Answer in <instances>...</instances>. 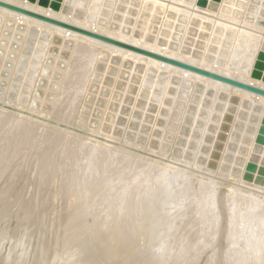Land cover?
Instances as JSON below:
<instances>
[{
	"label": "rangeland",
	"instance_id": "374dc122",
	"mask_svg": "<svg viewBox=\"0 0 264 264\" xmlns=\"http://www.w3.org/2000/svg\"><path fill=\"white\" fill-rule=\"evenodd\" d=\"M36 1L37 2H40V1L41 2H47L48 4L55 3L56 5H58L59 8H61V7L63 8L64 6H66L69 10L70 9L73 10V14L76 13L79 15H88V14L91 15L92 10L95 8V10L98 12L97 15H98L100 21L105 22V23L108 22V24H110L112 27L117 28V30H114V29H111V30L118 31L121 33H124L128 30H131V32L127 33V34L132 35V36H133L134 29L136 31H138L141 28L140 22H143V20L140 17L141 12L143 10V6L140 7L139 5H141V4L134 2V0H117L116 2H115V0H36ZM144 1L145 0H140V3L144 2ZM198 2H199V0H194L193 3H196V6H198L200 8L203 7V8L208 9V7H207L208 4L210 2H215V1L205 0V2H207V3H205L204 6H201L200 4H198ZM184 3L189 4L188 2H184ZM220 3H222V1ZM220 3H219V5H220ZM62 4H63V6H62ZM238 4L239 5L235 6L233 8V10L232 9L230 10L231 13L229 15H226V16L231 17V19L229 21H231L232 23H235V24H240L241 28H243L247 31H251V32H256L254 29H258V28L260 29V28L264 27V3H263L261 10L259 11V13L255 17H251V15H253V14H250L245 25H242L243 23H240V19H242V16L244 15V13H249L248 10L253 9L255 7V5L258 4V0H248V3H247V0H241V2H238ZM140 8H141V10H140ZM245 8H246V11L243 12L245 10ZM208 10L211 12H214V13L218 11V10L215 11V10H211V9H208ZM58 11H60L64 15H71V14L63 13L61 11V9H59ZM221 11H222V8L220 9V12H219L220 17H219V15H218V17L224 18L223 16L225 15L224 14L225 9L223 10V12H221ZM7 18H9V17H7ZM79 19H83V18H79ZM198 19L199 18H196V17L190 19L192 21H190V23L188 24L189 25L188 27L192 26L193 27L192 30L188 29V27H185V25L187 24L186 22H184L182 27L179 28L180 33H179V36H177V37L180 40V42L182 43V45H179L180 47L183 46V49L187 50V51L192 50L191 53H193L195 51L196 52H205L204 56H206L209 59L210 58L211 59L218 58L219 60L224 61V62H226V61L230 62L231 61V62H233V64L235 63V65H236L240 62L241 63L244 62V61H242L244 58V59H246V61H248L247 63H249V61L252 59V57L250 55V51H252V48L249 45H244V44L239 45L238 44L239 38L234 35L235 30H234V32H232V30H231L232 34H229L228 31H221V29L217 25H215L214 27L212 25H209V26L206 25V29H204V27L198 28L196 26V24L197 25L199 24L200 26H201V24H206L204 21H201ZM12 20H14V19H12ZM16 22H19V21H16ZM163 22L167 23L168 21L165 22V19H164ZM163 22L161 24V21H158L156 24H153L150 27L146 26V29L150 28V30H152L154 27V30H158L159 29L158 26H160V24H161L160 29L162 30L163 24H164ZM22 23H24V24H22ZM171 23L172 22H169V23H167V25L171 24ZM25 24L26 23L22 22V21H20L19 23H13L9 19H5L4 17H0V99L6 100V101L11 102V103H16L17 105H20V106H24V107L26 106V107H28V109H30L32 111L35 110L36 113L38 112V114H35V111H34V113L30 115L29 112L20 111L13 106L6 107L9 112L4 113L5 118H6V116L7 117H11V115L14 116L15 115L14 113L20 112L23 115L25 114V116H27V119L30 120L32 118L30 121H34L33 124L35 126L32 123H28V121L24 119L25 121H27V127H25L26 122L23 119H22V121L18 120V123H19L18 126L19 127L21 126V129H19V130H21V132L19 131V134L18 135L16 134V137H14L15 135L14 136H12V135H13V131L15 130L14 126H16L18 123L17 124L15 123V125H13V126L10 124L8 125L7 123L6 124L0 123V144L2 143L0 147H2V149H3V146H5L4 149H6L8 147V149H6L7 151L3 149L5 152H8L9 146L11 145L10 146L11 150L13 149L12 147H14V148L16 147V150H14V151L15 152L17 151L16 154H12V153H15V152H13V150L10 152L12 154V158H11L12 160L10 159V160H7L6 162H4L5 160L2 159L0 161V166H2V168L0 167L1 174L3 171H5L4 168L7 169V167H8V170H9L10 164L14 165V166L17 164L16 167L18 166V168L10 166L11 171L10 170L8 171V173H7L8 176L6 174V176L4 175L5 176L4 177L2 174V176H3V178H2L0 175V177H1L0 178L1 179L0 180V194L2 193L0 196V208L2 206H5L6 205L5 203L9 204V202H11V200L13 201L14 196L16 197L15 200L18 199L16 202L14 200V202L12 203L13 207L10 208L11 209L10 211L4 212V214L2 211H0L1 221L4 219V216H2V215H5L6 216L5 218L7 219V220L5 219L6 221L3 220V221H5L4 229L6 232V235H5L6 237L13 236L12 238L15 240V238L20 236V238H17L18 240H20V239H22V237L25 236L24 234L22 235V233H25L26 227H29L32 225L30 228L31 231L29 234V238L31 241V244H30L31 247L33 245H35V243H34L35 239L34 238L36 237V235H38L36 238L37 239L36 241H39V240L44 241L45 240V241L51 242L52 243L51 246L54 245L53 243L55 240L59 241V239H61L62 234H63L62 231H64V228H63L64 223H65L63 221V220H65L64 216L69 214L70 217H73L72 214L75 215L77 212L79 214V211H80V209H79L80 203L79 202L80 201L77 199L78 197H75L73 195V193H71V192H69L68 194L65 193V196H64V194H62L63 198L61 197V195L58 194L60 199H58V202H55L57 205L55 203H53V205L55 204V206H53L51 208V210L53 209L52 213L48 215L47 211H48V209H50L49 208L50 205H52L51 202L53 200L51 201V199H52V196L54 195V193L52 192L53 188L55 187L54 185L59 184L58 181L62 180L61 177H63L62 181L64 182V176H66V178H67V175H65V174L66 173L68 174V172H69L68 170H71L69 168L73 167L72 162H71V159H72L71 156L72 157L74 155L79 156V155H82L84 152L83 150L85 147L84 146L85 143L84 144L82 143L83 139H81V136H90V138H92L95 141L96 140L101 141V142L105 141L103 143H106L112 147H118L121 140L122 141L124 140V141L130 142V143L133 142L138 146H146L148 149L153 150V151L158 150V152L167 153L170 155V157H172V158L174 157L176 159L177 158L181 159L184 162L185 161L191 162V163H194L196 165L199 164L200 162H202L201 161L202 158H200V157H201V146H202L204 137L201 136V134H202L201 131H203L205 129L207 118L211 117L213 115L209 111L212 108H214L213 110H217V108H215V105H213V107H212V101H213L214 94L209 92V91H208L209 93L205 92V89L207 88L206 85L201 83L204 86V87H202L201 84H200V86L196 85L198 83V82H196L192 86L191 91H189L190 89H186V95H185L184 99L181 100L182 102H181V105L179 106V109H178V110H180V111H178L179 112L178 117L174 118V113H173V117H172L173 122H168L170 119V116L172 115V112L174 111L173 110L174 107H177L176 105L174 106V96L177 97V89H178L177 87L179 85V80L174 79V77H170V76H168L166 79H160V78H158L157 75H153L151 72L146 71L151 66H145V70H144L142 68L141 64H138V63L133 64V63H131V61L123 62L121 60V58H119L116 55L115 56H113V55L112 56H105L103 54L102 55L99 54L100 51L96 57L98 59H96V61L93 62L94 65L92 64V66L94 68L93 67L91 68V66H90L87 68L88 71L83 70L82 74H81V71L78 72L79 70L77 71V68L75 67L76 63L74 60L76 58L72 59L71 66L72 65L73 66H72L70 72L68 73L67 79L64 80V78H63L64 74L63 73L67 69L68 59L70 60V58H71V55H72L71 51L73 49V46L66 43L65 41H62L59 38L52 37L51 35H48V34H42L37 28H33V27L28 28ZM107 28L110 29L109 27H107ZM252 28H254V29H252ZM118 29L121 31H119ZM170 29H169V26L165 27L164 34H161L160 37H163V39L167 40V38L170 37L169 36L170 35ZM124 34H126V33H124ZM225 34H229L228 37H226ZM64 38H66V37H64ZM134 38H136V37H134ZM263 49L264 48H259L257 50V52H255V54H254L255 60H254L253 64L252 63L250 64V66L252 65V67L254 65V67H255L254 71L257 72V75H259L260 77H264V50ZM91 69H92V71L90 72ZM130 69H132L133 71ZM74 70L76 73L74 72ZM71 73H73V74H71ZM70 74L73 76L72 78H71ZM71 79H72V82H71ZM126 80H128V81H126ZM67 83H69V84H67ZM70 85L73 89L70 87ZM80 85L82 86V88ZM59 87L60 88L62 87L63 90L59 89ZM68 88H69V90H68ZM75 89H77V90H75ZM85 89H86V91H85ZM66 90H68V91H66ZM150 90H151V92H150ZM187 90L189 91L190 94L187 92ZM73 92H74V94H73ZM78 94H79V97H78ZM58 98L60 100L55 101V100H58ZM77 102H79L80 104ZM238 105L239 104L236 103V101L232 100L229 103H227V105L225 107L226 109L223 112L220 124L218 126V131L216 133L214 142L212 144V148L209 152V158L211 159V161L210 162L207 161L206 165L204 166L207 170H215L218 167V164L221 161L220 158L222 155V151H223L225 143L228 139V134L231 130V125L234 122L235 115L237 114L238 119H237L236 128H238V131H236L237 134L233 136L234 139L231 141V143L229 145V147L232 148V150H230V152L231 151L232 152L231 153L228 152V154H230V156L225 161L226 162L225 164L227 165V171H228V173H225V174L231 175L230 173L238 171L240 159L243 158V156L245 155L244 149L248 145V137L246 136V133L248 134V129H250V122H251L250 116H249V118H247L248 116L246 117V115H244L245 111H243L242 109H238L239 108ZM53 106L56 108L57 111L55 113L51 114L52 110L54 108ZM39 112H42V113H40V115H39ZM116 112H117V114H116ZM8 113H10L9 116H8ZM46 113L51 114V115H50V117L43 119L42 115L46 114ZM5 114H7V115H5ZM261 115H260L261 116V118H260L261 125H260V123L258 124L259 127L256 130L257 133H255V135H254V139H255L254 143L255 144L258 143V146L259 145L261 146L260 152H259V155H260L259 160L257 162L253 161L251 159L248 160V156H247L246 162L243 165L244 170L241 173L242 177L247 179V181H249V183L253 182L258 186H260L261 184H264V163L263 164L260 163L262 158H263V151H264V130H263L264 129V125H263L264 124V112L261 113ZM251 117H253V116H251ZM35 119H37V120L35 121ZM174 119L175 120L177 119L176 120L177 122L175 121L176 122L175 124H174ZM244 119H245V121H244ZM20 122H21V124H20ZM44 122H45V124H44ZM178 123H179V125H177ZM43 124L44 125H46V124L52 125L50 127H60L63 129L67 128L69 130L75 131L77 134H79L81 136H75V137L68 136L69 138H65V137L63 138L62 136H60V133L56 134V133H58L57 128L56 129L55 128H48L49 126L47 127V126H44ZM54 125H56V126H54ZM76 125L78 127H76ZM168 125L169 126L172 125L171 129H169ZM8 126H11V128H13V129L8 128ZM28 126H31V127H28ZM80 126H81V128H80ZM175 126H177V127H175ZM22 127H24V128H22ZM82 127L87 128L89 130H92V131H90V133L93 132L92 133L93 136L88 135L86 133L87 131L83 130ZM41 128H42V131H41ZM79 129H82V130H79ZM43 130H44V132H43ZM45 131H47V136L44 137L43 135L46 134ZM55 131H56V133H55ZM164 131H167L165 133V135H164ZM6 134H8L7 137H6ZM17 136H19V137L17 138ZM104 136H105V138H104ZM8 137L9 138L12 137L11 138L12 140L9 139ZM43 137L45 139H46V137H48V139H47L48 142L46 140L43 141L44 140ZM61 137L63 138V140ZM108 137H110V138H108ZM172 137H173V140H171ZM64 139H66L67 142H66V140L64 141ZM105 139H107V140H105ZM161 139L163 141L165 140V142H170V146H169V144H167V146L165 145V147L162 148L161 147ZM4 140H6V142ZM10 140L13 141L12 142L13 144L11 143ZM61 140H62V142H61ZM78 140H79L80 144L82 143L81 148H83V149L80 148V144H79ZM14 141H15V145H14ZM19 141H20V143H19ZM17 147L19 148L18 150H17ZM77 147L79 148V150H75V148L78 149ZM28 149H29V151H28ZM106 149H107V151H106ZM109 149H111V150H109ZM125 149L132 150L131 151L132 153L137 152L134 154H138V153L142 154L146 158L151 157V159L155 158L156 160L159 159V161L162 160L163 163H165V162L167 163L170 160H172V158H170V160H169V158H167L168 160H166V157H164V159H160V158H157L156 156H152L150 154L142 153L139 150L136 151L135 149H128V148H125ZM80 150H82V152H80ZM199 150H200V152H199ZM105 151L107 153L111 152L112 148L106 147ZM58 152H59V154H58ZM74 152H76L78 154H76ZM196 153H200V154H196ZM25 154H28L27 160L25 159L26 162L23 161L24 160L23 157L25 156ZM109 154L110 155L107 157L103 156L102 159L98 158L96 161V164L94 163L93 165H91L93 168V169L91 168V170L95 171V173L90 172L89 177L92 179V180L90 179V182L95 180L94 182H96L100 186V183H101L100 181H105L107 188L106 187L104 188L105 191L102 188L104 195H102L99 199H97L95 196H93L94 194H92L90 196L91 198L89 197V200L85 201V203L89 206V207H87L88 213H87L86 208H85L87 205L84 203L85 209H83V210H85L86 214L84 212H83V214H84L85 218H87V219L86 220L84 219L83 220L84 223L83 222L82 223L88 229L89 233H88V231H86L87 229L82 226V223H81V225L79 224L81 227L78 225L80 227L79 230L82 231V229H83V232L86 231L90 235L89 236L90 239L88 238L90 242L88 240H86V242H89V243L88 244L86 243V245H85L86 247L83 246L87 250L90 251L89 254L91 252L93 253V251L95 249L94 247H96L95 244H97V242H96V240H94L95 238H93V237H96L94 234H96V232L99 229H101V228L104 229L106 224L109 226L110 225L113 226L114 224L116 225V224H118L119 221L126 219V218H129V217H132L133 219H135V217H133L134 214H132V212L134 213L135 209L139 208L140 211H142V208H144L143 206H145V209H147L148 207L150 209L152 206L154 207V204H156L158 201V205L161 204V206L159 205V208H158V205H156V207H154L153 209L151 208L154 211H151V209H150V211L153 212V215H155L158 211L156 216L158 214L163 215V217L158 215V218L161 217L160 219H158V221L160 222V223L159 222L158 223H159V227H160V225L161 226L165 225V226L160 227V228H156V229H159V231L155 229L156 231H154V233H156V235L158 234V236H156L154 233H152L150 235L149 238L153 239L154 242H152V240H150V242H149L148 241L149 238L148 239L145 238L148 241L146 244L147 245L146 247H148L147 249H149L150 252L148 251L149 256L145 254L144 258H145V256H148V259H150V257H151L150 254L153 255V253L156 250L155 253L159 254V256L163 253H165V254L160 256V257L163 256L161 258V260L160 259H157V260L154 259L155 260V261H153L154 264H164V263L170 264L169 262H171V264H182L183 262H184L183 264H185V263L186 264H189V263L190 264H202L203 262H205L204 260H207V259L208 260L213 259V260H211L213 262L206 261L205 262L206 264H209L210 262H211V264H220V261H221V264L222 263L223 264H230V263L231 264H237V263L251 264L252 262L254 263V260H255V264H256L258 259H253L252 262L248 263V262H246V259H244V258H246L245 256H242V255L240 256V254H243V253L244 254L246 253L245 255H247V249L246 248L248 246L247 247L244 246L242 248L241 246H238V245L241 244L240 243L241 239H244V241L242 240V242H245L246 245H248L249 243L251 244L252 240L249 237H247V235L250 236L253 230H254L253 231L254 235L256 234V235L260 236V234L261 235L263 234L264 228H262L260 226L264 227V223H259L260 221L258 222L257 218L255 219V217L259 216V214L261 213L260 211H263L262 207L259 208L260 206H258V207L254 208V211H249V212L246 211V212H243V214L241 213L240 214L241 218L238 217L239 221H236L234 223V225L232 226L234 228L231 227V229L234 231L231 232V230H230V232H228L229 230H227V227L224 226L227 223V217H226L227 214L225 211L223 212L224 209L222 210V207H224L226 210L227 206H224L225 205V204H223L224 201H223V203L221 201L222 199H224L223 198L224 194H221L222 193L221 187H223V186H219L221 189L219 187H218L219 189H216L217 186L215 187V185H214V187L216 189L215 190L216 195H220V196L222 195L221 197L220 196L216 197L217 198L216 199L217 205H215V207L216 208L218 207L219 209L217 208V210H219V211L216 212L217 210H214L216 213V216H215V213H213L214 218L211 216L212 214L209 215V217H212L215 221L213 220L214 224L212 225L213 227H211L212 229L210 231H208V233H207V231H205L204 232L205 234L202 233V236H200V238H199L200 244L202 242V244L200 246L201 249H202V247H204V248L206 247L205 248L206 250H204V248H203L202 251H200L201 250L200 247L197 248V246H199V245H197L195 248L194 246H192L190 244L193 241V237L195 235H197V232L202 231L205 228V224L208 222V219L206 220V218H205L204 220H201L198 228H196L197 226L193 227L194 229L195 228L198 229V231L197 230L193 231V228L191 227L193 225L189 226L192 230L190 228L186 227L188 230L187 232L185 231L186 229L184 228L183 230L186 232V234H185V232H183V230H180V232L177 230L175 231V228L173 226L171 228H169L170 226L168 225L169 227L167 229L166 224L168 223V224L173 225L172 223H174V222L176 223V224L174 223L175 225L186 224L185 222H187L190 217L193 219L194 216H196V215L199 216L200 214H198V212L200 211V208H201V210H203L204 205L206 208V204L204 203L203 205L202 204L196 205L195 202L197 201L198 195L201 193L199 188H201V186L202 187L205 186L208 183L205 182L204 180L198 179L197 180L198 182L201 181V182H199V184H201V183H203V184L200 186H197L196 184L198 182H196V184H195V177H192V176L191 177H189V176L183 177V179L187 183H185L184 180L183 181L181 180L182 184L180 183L179 185L180 186L182 185V188L178 185L180 191L178 190V188H177V190L173 189L174 192L173 193L171 192V194L166 196L167 198L165 196L164 197L162 196L165 199H163L162 197H161L162 198L161 199L159 197L160 202H161V200H163L161 203H159V200H158L159 198H158V196H157L158 199L154 198L156 196H154L155 193H153V191L157 192V189H158V191H161L160 189H162L164 186L167 185V183L169 181H171V180H168L167 178L165 179L166 180L165 183L163 181L164 177H169V179H171L174 176L172 174H171L172 176H170L171 172L166 173L167 175L166 174L162 175L163 177L161 175H160L161 177H159L158 175L160 173H158V172H160V170L162 168L159 171L157 170L158 171V172L156 171L157 175H155V173H154L155 170L153 167L156 164H153L152 162L149 163L144 158H139L138 161H136L137 159L133 158L134 156H132V155H130L131 156L130 159H132V158L133 159L130 161V159L126 158L125 160L126 161L128 160L129 163L124 160L123 163L120 164L121 166L119 165L120 166V168H119V166H115L114 163H115L116 158L118 156L120 157V154L118 152H115V151H112V153H109ZM114 154L115 155L118 154V156H115ZM48 156H49V158H48ZM55 156H57L58 160L63 159V164L61 166H62V170L65 172V174L62 170H60V168H58V167H57V169L55 168L57 165L56 162H58V160L54 161ZM84 156L79 161L82 166H85L84 163H87L85 161V160H87V157L85 156L86 157V159H85ZM20 158H21V160L19 161ZM104 158H105V160H103ZM68 159L70 160L71 163L70 162L68 163ZM106 159L108 160V162L106 161ZM48 160L49 161L51 160V163L49 165L54 164V162H55V164L53 166L51 165V166H49V168H46V169L51 168V170L53 169V172L51 171L52 173H50L49 170H47V171H49V173L52 174V176L55 175V178L54 177L52 178V176L49 175L48 172H46L45 174L44 173L41 174V176L39 177L40 179L38 181L37 180L38 170L41 169L42 166H44ZM52 160L54 162H52ZM13 161H14V163H13ZM22 161L25 162V167H23V170L26 173L23 172V173H20L19 176H17L16 173H19L18 171H20L19 169L21 168V165L19 166V163L22 164L21 163ZM103 162H104V164H103ZM105 162H107L109 165H107V163L105 164ZM27 163H29V164L31 163L30 169H29V165L26 166ZM70 164L72 165V167H69V166H71ZM98 164L99 165L101 164V165L99 166ZM200 164H202V163H200ZM63 165H65V168L67 169V171H65L66 169L64 168ZM104 165H105V167H103ZM107 167H108V169L106 170ZM114 167H115L116 173L114 171ZM116 167H118V168H116ZM82 168H84V167H82ZM94 168H95V170H94ZM99 168L101 169V171H104V172L106 171V173L103 172V175H102V172H100ZM183 168H185V167H183ZM16 169H18V171H16ZM32 169H33V171H32ZM134 169H135V171H134ZM149 169L152 170V174H150L151 170H149ZM12 170H14V171H12ZM23 170H21V172ZM56 170L60 171V172L57 171L59 174V175H57L58 177L56 176V174H57ZM139 170H140V172H139ZM142 170H144L145 172ZM9 172H10V175H9ZM14 172H15V174L13 175ZM137 172H139V174H138L139 176H137L135 178L134 182H132L133 185L129 186L130 187L129 188L128 187V184L130 183L129 180L132 179L131 174L133 176V174H135ZM193 172H196V171H193ZM28 173H29V176H28ZM53 173H54V175H53ZM97 173H99V174L101 173V176L99 177V175ZM147 173L149 175H147ZM197 173L200 174V172H197ZM25 174H27V175L25 176ZM62 174H64V175H62ZM91 174H95V175L94 176L92 175L93 176L92 177ZM104 174H105V177L107 176V178H104V177L102 178V176H104ZM114 174H115V178L112 177V176H114ZM117 174L119 175V177ZM11 175L14 177H20V179L19 180H16V178L13 179L14 177L11 178ZM20 175L22 176V179H21ZM150 175L153 176V179L150 183L151 185L146 184V181L144 182V180H149L151 178V177H149ZM9 176H10V178H9ZM109 176H111V177H109ZM156 177H157V179H156ZM112 178H113V180H110ZM160 178H161V180L163 178V180L161 181ZM190 178H192V179H190ZM7 179H9V180L11 179L12 181L13 180L14 181L12 182L10 180L12 182L11 183ZM52 180L56 181L57 184H56V182L54 183V181H52ZM167 180H168V182H167ZM216 180H220V179H216ZM33 181H34V183H33ZM50 182H52V183H50ZM90 182H89V185H91L93 188L95 187L94 189H96V190H94V191L97 193L98 192L97 190H98V188L100 189V187L95 186L96 183L91 182L92 184H90ZM159 182H160V184H159ZM189 182H191V183H189ZM222 182L226 183L227 181H222ZM60 183H62V182H60ZM111 183H112V185H110ZM162 183H163V185H162ZM184 183H185V185L189 184L188 185L189 187L185 186ZM93 184H95V185H93ZM152 184H154V185H152ZM47 185H49V186H47ZM183 185L185 186L186 189L183 188L184 187ZM52 186H54V187L51 188ZM144 186H145V188H144ZM147 186H148V188H147ZM195 186H196V188H195ZM9 187H10V189H9ZM190 187H191V189H190ZM43 189H45V190H43ZM182 189L183 190L185 189L187 191V193L185 192V190L183 192ZM223 189H224V187H223ZM134 190H135V192H134ZM144 190H146V191H144ZM191 190H193V191H191ZM218 190H220V193H218L219 192ZM45 191H47V192H45ZM48 191H49V193H48ZM137 191H139L138 193L140 196L142 193H143L142 196L146 195L143 197V200H142L143 202L139 201L141 197L138 195ZM147 191H148V193H147ZM149 191H150V193H153V195L151 194L152 196L149 194ZM110 192H112L113 194H111ZM144 192L147 194H145ZM197 192H198V194L196 195ZM92 193H94V192L92 191ZM159 193L157 192L156 194L159 195ZM184 193H185V195H184ZM66 194H67V197H66ZM186 194H188V196H186ZM3 195H5V196H3ZM50 195H51V197H50ZM122 195H123V198H122ZM173 195L174 196L177 195L175 197L176 199L174 198ZM179 195H182V196H179ZM136 196H137V198H139V197L140 198L137 199ZM147 196H149V197H147ZM193 196H195V197H193ZM106 197H107V199H106ZM116 197H117V200H115ZM124 197H125V200H124ZM128 197H129V200H128ZM145 197H146V199H145ZM152 197L154 199H152ZM180 197L181 198L183 197V198L180 199ZM186 197H187V199H186ZM9 198H11V199H9ZM42 198H44V200ZM54 198H56V197H54ZM71 198H72V201H71ZM118 198H120V199H118ZM148 198L151 199V201H153V204L151 201H147ZM171 198H172V202H170ZM61 199H63V200H61ZM155 199H156V203H155ZM166 199L167 200L169 199L166 202H169V204L168 203L167 204L172 211L168 207L166 209H163L162 205L164 204V200H166ZM174 199L176 200V203L174 202L175 201ZM179 199L181 202H179ZM231 199H230V201H231ZM233 199H234V201L236 200L235 197ZM233 199H232V202H234ZM94 200H95V203H94ZM136 200H138L137 202H139V203L141 202V205L138 204L136 202ZM144 200H146V201H144ZM217 200L218 201L220 200V201L217 202ZM72 202H74V203H72ZM114 202H115V204H114ZM150 202H151L152 206H150V204H149ZM166 202H165V205H166ZM182 202H184V203H182ZM220 202L222 205L218 204ZM49 203H51V204H49ZM121 203H124V204H121ZM172 203L174 204V206L176 208H177V206H179L178 210L173 206ZM177 203H179V204H177ZM231 203L229 202V205H231ZM95 204H97V206ZM144 204H146V205H144ZM90 205H94L95 208L93 209L94 206H92V209H93L92 210ZM107 205H108V207H106ZM111 205H112V207H111ZM132 205L133 206L135 205V206L133 207ZM138 205H139V207H138ZM165 205H163V206H165ZM171 205H172V208H171ZM194 205H196V206H194ZM232 205H233V203H232ZM114 206H115V208H114ZM188 206L189 207L192 206L193 211L191 210V207L189 208ZM197 206H199V207L197 208ZM102 207L104 208V210ZM131 207L133 208V210ZM161 207H162V211L160 210ZM196 208L199 209L198 212H197ZM205 208L203 211H205ZM21 209H23L24 211L23 210L21 211ZM126 209H129V210L126 211ZM155 209H156V211H155ZM179 209H181V210H179ZM259 209H260V211H259ZM69 210H70V212H69ZM130 210H131V212H129ZM174 210H176L178 214ZM186 210L189 211V213H187ZM257 210L259 211L258 212L259 214H257V212H256ZM194 211H195V213H194ZM12 212L16 213L15 217L13 216V218H14L13 221L9 220L12 217V215H14V214H12ZM71 212H72V214H71ZM164 212L165 213L167 212V214H169V213L170 214L165 216ZM185 212H186V214H185ZM6 213H8V214L6 215ZM245 213H247V214H245ZM248 213H250V214L248 215ZM115 214H117L118 217L115 216ZM193 214H194V216H193ZM253 214L255 215V217H253L254 216ZM9 215H10V218H9ZM220 216H221V218H219ZM223 216H225V217H223ZM29 217H30V219H28ZM120 217H121V219H119ZM251 217H253L257 223V225H255L256 228L253 229L252 231L249 230V228H248V226L250 224L249 223L250 220L248 219L246 221V218H251ZM113 218H115V219H113ZM61 219L63 222L61 221ZM90 220H91V222H90ZM184 220H186V221H184ZM221 220H223V221H221ZM103 221H104L105 225L103 224ZM176 221L177 222L179 221V222L177 223ZM205 221H206V223H205ZM242 221H244L246 224H248V226L246 224H244V222H242ZM110 222H111V224H110ZM134 222H135V220H134ZM221 222H223V224ZM2 223H4V222H2ZM61 223H63V224H61ZM163 223H165V224H163ZM92 224H94V225H92ZM131 224L133 225V223H131ZM195 224L197 225V223H195ZM220 224H222V225H220ZM261 224H263V225H261ZM90 225H92V227ZM107 225H106V227H109ZM156 226L158 227V225H156ZM223 226H224V232L226 231L225 233L223 232ZM258 226H259V228H257ZM24 227H25V229H24ZM89 227L93 228L95 230L90 229ZM214 227L216 230H214ZM225 227H226V229H225ZM78 228H77V230H78ZM162 228H164V229H162ZM201 228H203V229L200 230ZM239 228H241V231L243 233L239 230ZM40 229H43L42 233H39ZM169 229H170V231H168ZM258 229H260V230H258ZM21 230H22V232H21ZM172 230H174V231H172ZM236 230L237 231L239 230L240 234H239V231L237 232ZM11 231H12V233H14V235L11 233L12 235L10 236ZM33 231H34V233H33ZM75 231L73 230L72 231L73 233L71 232V234H74ZM167 231H168V233H167ZM189 231H191V232H189ZM220 231H222L221 234H220ZM245 231H247L248 233ZM249 231L251 232L250 234H249ZM169 232H173V233L177 232L175 234L177 236L173 235V233L170 234ZM178 232L180 235H178ZM192 232H194V233H192ZM210 232H214V233H210ZM216 232L219 234H215ZM258 232H260V233L258 234ZM161 233H163V235H165L166 237L165 236H164L165 238L159 237V235H161ZM190 233H192L194 236L191 235ZM198 233H200V232H198ZM206 233L208 235H206ZM228 233H230V234H228ZM55 234H56V236H55ZM91 234H92V236H91ZM183 234H184V237L182 236ZM187 234L188 235L190 234L191 239ZM209 234H211V235H209ZM222 234H224V235H222ZM225 234H227L228 236ZM232 234H234V235L238 234V241L240 240V242L235 243V241H233V245H232L233 249L231 250L230 254H233V252H235L236 255L234 253V255H230V257L228 256V258L226 259L225 256L222 257L224 255V254H222V253H224V251L222 252V250L225 249L224 245L228 244L225 241L228 240V242L231 243L232 240L234 239L233 238L234 236ZM21 235H22V237H21ZM220 235L223 236L224 239ZM72 236H71V238L69 237V240L70 239L75 240V238H72ZM180 236L182 237V239L180 238ZM186 236L188 238H186ZM225 236H227V238H225ZM239 236L240 237L242 236V237L239 238ZM177 237H179V238H177ZM211 237H213V238L211 239ZM218 237H220V239H218ZM229 237H231L232 239ZM162 238H164V239H162ZM174 238L181 239L182 240L181 243L184 242L183 243L184 245H182L181 243L179 244V247H181V248H178V249H179L181 255L177 251L176 254H179V255L175 254V257L174 256L172 257L173 260L171 259V257L169 260L168 256H172V255H168V253L174 255L173 251L175 250L176 245L178 246V244L175 243L176 239H174ZM17 239H16V241H18ZM91 239H92V241H91ZM156 239H157V242H155ZM248 239H249V241H248ZM65 240H67V238H65ZM69 240H67V243ZM146 240H145V242H146ZM56 241H55V244L57 243L56 245H58L59 242H56ZM217 241H218V243H219V241H221V242L223 241V242L218 244ZM246 241L248 242V244ZM72 242H74V241H72ZM72 242H70L69 244H71ZM153 243L154 244L157 243V245H154ZM188 243H190V244H188ZM93 244H94V246H93ZM143 244H144V241L140 242L139 247L145 246ZM220 244H222V246ZM56 245L53 246L54 251L55 250L58 251V248L56 247ZM148 245H150V246H148ZM187 245H188V247H187ZM91 246H93V247H91ZM153 246H155V247H153ZM157 246L158 247L160 246L159 247L160 250L158 248H156ZM209 246H211V247H209ZM215 246H218L219 248H217V247L215 248ZM234 246L241 247L240 248L241 253H239V248L234 247ZM152 247L155 248L154 251L152 250ZM161 247H162V249H161ZM186 247L188 249H186ZM190 247H192V248H190ZM221 247H223V248H221ZM59 248H61V245ZM163 248L165 250L161 251V250H163ZM193 248L195 249V251L197 253H198V249H200L198 254H200V252H203V250H204V252L201 253L200 255H198L196 252L194 253ZM234 248L235 249L237 248L238 250H234ZM244 248H245V250H243ZM150 249L153 252H151ZM180 249H182V250H180ZM211 249H212V251H211ZM216 249H217V252H216ZM219 249L221 250L220 251L221 254L219 253L220 255L218 254ZM190 250H193V252ZM213 250H215V251H213ZM53 252L49 251L48 253L51 255V254H53ZM186 252L187 253L191 252L194 254H192V255L187 254V256H186L185 255ZM215 252H216V255H215ZM237 253L239 254V256ZM166 254H167V257L164 256ZM50 255H48V256H50ZM183 255L185 256L186 260H185V258H182ZM212 255L215 256L214 257L215 260H214V258H211ZM178 256H180L181 259H184L186 262L184 260H181L182 263H181V261L178 262V259H175L176 257L178 258ZM189 256L192 258V260ZM231 256H232V258H231ZM165 257L167 258V260ZM188 257H189V259H188ZM220 257H222L223 259L225 258V259L223 260ZM238 257H239V259H238ZM242 257H244V258H242ZM260 257L262 259L263 256H260ZM241 258H242V260H245V261L240 260ZM146 259H147V257H146ZM162 259H164V261L165 260L166 261L164 262ZM193 259H194V261H193ZM195 259H196V262H195ZM228 259H229V261H228ZM233 260H234V262H232ZM263 260H264V257H263ZM263 260L261 262H263V264H264ZM224 261H225V263H224ZM207 262H209V263H207ZM205 263H203V264H205ZM137 264H139V263H137Z\"/></svg>",
	"mask_w": 264,
	"mask_h": 264
},
{
	"label": "bare ground",
	"instance_id": "6f19581e",
	"mask_svg": "<svg viewBox=\"0 0 264 264\" xmlns=\"http://www.w3.org/2000/svg\"><path fill=\"white\" fill-rule=\"evenodd\" d=\"M1 1H3V2H6V3H8V4H12V5H15V6H19V7H21V8H24V9H26V10H30V11H32V12H35V13H38V14H42V15H44V16H48V17H50V18H53V19H56V20H59V21H62V22H65V23H68V24H72V25H74V26H77V27H79V28H82V29H85V30H89V31H91V32H95V33H97V34H101V35H104V36H107V37H109V38H113V39H115V40H118V41H121V42H124V43H127V44H130V45H133V46H136V47H139V48H142V49H145V50H148V51H150V52H154V53H156V54H160V55H163V56H166V57H168V58H172V59H174V60H178V61H181V62H184V63H187V64H190V65H193V66H196V67H198V68H202V69H205V70H208V71H210V72H214V73H216V74H220V75H222V76H226V77H228V78H232V79H234V80H238V81H240V82H244V83H246V84H250V85H253V86H256V87H259V88H262V89H264V77H260L259 75H257V72H255L254 70V65H253V67H252V65L250 66V64L252 63L253 64V62H254V60H255V56H254V54H255V52H257V50L259 49V48H264V27H262V28H258V29H254V28H252V29H254L256 32H251V31H247V30H245V29H243V28H241L240 26V24H235V23H232L231 21H229L230 19H231V17L230 16H226V15H229L230 13H231V9L233 10V8L235 7V6H237V5H239L238 4V2H241V0H213V1H215V2H210L209 4H208V9H211V10H215V11H217V12H211V11H209L207 8H203V7H198V6H196V3H193L194 2V0H183L184 2H188L189 4H186V3H184L182 0H145L144 2H142V3H140V0H134V2H136V3H138V4H141V5H139L140 7L141 6H143V10H142V12H141V15H140V17H141V19L143 20V22H140L141 24H140V26H141V28L138 30V31H136L135 29H134V31H133V36L134 37H136V38H134L132 35H128L127 33H130L131 32V30H128V31H126V32H124V33H126V34H124V33H121V32H118V31H113V30H111V29H114V30H117V28H114V27H112L110 24H108V22H102V21H100L99 20V17H98V12L95 10V8L92 10V14L91 15H79V14H76V13H74L73 14V10H69L66 6H64L63 8L61 7V8H56L55 6H52L51 4L52 3H50L49 5H47V6H43V5H40L36 0H1ZM117 0H115V2H116ZM222 1V3H220ZM64 2V1H63ZM207 3V2H206ZM219 3H220V5H219ZM247 3H248V0H247ZM263 3H264V0H258V4L257 5H255V7L253 8V9H249L248 10V12L249 13H244V15L242 16V19H240V23H243L242 25H245L246 24V21L248 20V17L250 16V14H253V15H251V17H255L258 13H259V11L261 10V8H262V6H263ZM183 4V5H182ZM62 6H63V4H62ZM222 8V11L221 12H223V10L225 9V12H224V18H219L220 17V9ZM59 9H61V11L63 12V13H65V14H71V15H64V14H62L60 11H58ZM140 10H141V8H140ZM246 11V8H245V10L243 11V12H245ZM139 14V13H138ZM2 15V16H1ZM218 15H219V17H218ZM0 17H4L5 19H9L10 21H12L13 23H19L20 21H22V22H25L26 24V26L28 27V28H31V27H33V28H37L42 34H48V35H51L52 37H55V38H59V39H61L62 41H65L66 43H68V44H70L71 46H73V49H72V51H71V53H72V55H71V58H70V60L68 59V65H67V69L65 70V72L63 73L64 74V80L65 79H67V76H68V73L70 72V70H71V68H72V66H71V62H72V59H75L74 61H75V63H76V65H75V67L77 68V71L78 72H80L81 71V74H82V71L83 70H87V68L88 67H90L91 66V68L93 67L92 66V64H93V62H95L96 61V59H98V58H96L97 57V55H98V53H99V51H100V53L99 54H103V55H105V56H118L119 58H121V60L123 61V62H126V61H131V63H133V64H141V66H142V68L145 70V66H151V67H149L146 71H149V72H151L153 75H157L158 76V78H160V79H166L168 76H170V77H174V79H177V80H179V85H178V89H177V97L176 96H174V106L176 105L177 107H174V111L172 112V115L170 116V119H169V121L168 122H173V119H172V117H173V113H174V118H177L178 117V115H179V112L178 111H180V110H178L179 109V106L181 105V100L182 99H184V97H185V95H186V89H190L189 91H191V88H192V86L194 85V83H196V82H198L197 84H201V83H203L204 85H206L207 86V88L205 89V92H211V93H213L214 94V97H213V101H212V107H213V105H215V108H217V110H213L214 108H212L209 112L210 113H212L213 115L211 116V117H208L207 118V120H206V126H205V129L203 130V131H201L202 132V134H201V136L202 137H204L203 138V143H202V146H201V157L200 158H202V162H200V163H202V164H194V163H191V162H184V161H182L181 159H176V158H172V157H170V155L169 154H167V153H161V152H158V150L157 151H153V150H150V149H148L146 146H138V145H136L135 143H130V142H126V141H122L121 140V142L119 143V146L118 147H112V146H110V145H108V144H106V143H103V142H105V141H103V142H101V141H98V140H93L92 138H90V136H81V135H79V134H77L75 131H73V130H69V129H63V128H60V127H50V126H52V125H44L45 124V122H44V126H49L48 128H57V131H58V133H56V131H55V133L56 134H59L60 133V136H62L63 138L65 137V138H69L68 136H72V137H75V136H81V139H83L82 140V143L84 144V152H83V156L85 155L86 157H87V160H85L87 163H84L85 164V166H82L81 165V163L79 162L80 160H81V158L83 157L82 155H79V156H77V155H74L73 157L71 156V162H72V165H73V167H72V165L71 166H69V167H72V168H69V169H71V170H68L69 172H68V174L66 173L65 174V172L62 170V164H63V159H60V160H58V158H57V156H55V160L54 161H56V160H58V162H56L57 163V165H56V169H57V167L58 168H60V170H62L63 172H64V174L65 175H67V178H66V176H64V182L62 181L63 180V177H61L62 178V180H60V181H58L59 182V184L58 185H54V186H52L51 188H53V190H52V192L54 193V197H58L57 199L56 198H54L53 196H52V199H51V203H52V205H50V209H48V211H47V214L49 215V214H51L52 213V211H53V209L51 210V208L53 207V206H55V202H58V199H60L59 198V195H61V197L63 198V196H62V194H64V196H65V193H69V192H71V193H73V195L75 196V197H78L77 199L80 201L79 203H80V211H79V214H78V212L74 215V214H72V212H71V214L73 215V217H70L69 216V214H67V215H65L64 216V218H65V220H63L65 223H64V231H62L63 232V234H62V237H61V239H59V241H56V242H59V246L58 245H56L55 244V241H54V245H56V247L58 248V251H54V245L53 246H51L52 245V243L51 242H48V241H43V240H39V241H36L37 239V236L38 235H36V237L34 238L35 239V241H34V243H35V245H33L32 247L30 246V244H31V241H30V238H29V234H30V228H31V226H29V227H26V229H25V227H24V229H25V233H22V235L24 234L25 236L24 237H22V235H21V237H22V239H20V240H18L17 238H20V236L19 237H17V238H15V240L12 238L13 236H11L12 234L14 235V233H12V231L10 232V236L11 237H6L5 235H6V232H5V229H4V226H5V221L7 220L5 217V215H2V216H4V219L3 220H5V221H1V218H0V264H137V263H139V264H154V262L153 261H155V260H157V259H160L161 260V258L163 257H160L161 255H163V254H165V253H163V254H161L160 256H159V254H156L155 252H156V250H155V248H153V247H155V246H153L152 247V250L154 251L155 250V252L153 253V255L152 254H150L151 255V257H150V259H148V256H149V253H148V251H149V249H147L148 247H146L147 245V242L149 241L150 242V240H152V242H154V240L153 239H151V238H149L150 237V235L152 234V233H154V231H156V230H158L159 231V229H156V228H160V227H163V226H165V225H163V226H161L160 225V227H159V221H158V219H160V218H158V215L156 216V214L158 213V211H157V213L155 214V215H153V212H151V211H154V210H152L154 207H156V205H158V201H157V203H156V199H155V203L156 204H154V207L152 206V204H153V201H151V199H149L148 198V200L147 201H151L152 202V204H151V202L149 203L150 204V206H152L150 209H151V211H150V209H149V205L146 207L147 209H145V206H143L144 208H142V211H140V209L138 208V209H135L134 210V213L132 212V214H134V216L133 217H135V219H133L132 217H129V218H126V219H123V220H121V221H119L118 222V224H114L113 226H109V225H107V226H109V227H106V225H105V223H104V221H103V224L105 225V228L103 229V228H101V229H99L97 232H96V234H94L96 237H93V238H95L94 240H96V242H97V244H95V246L96 247H94L95 249H94V251H93V253L91 252L90 254H89V250H87L85 247V245H86V243L88 244L90 241H89V231H88V229L85 227V225L83 224L84 222H83V220L85 219H87V218H85V216H84V214H83V212L85 213V210H83V209H85L86 208V211H87V213H88V210H87V207H89L86 203H85V201H87V200H89V197L92 195V194H94L93 196H95L97 199H99L102 195H104V193H103V189L106 187V183H105V181H100L101 183H100V186L96 183V182H94V181H91V182H93V183H96V185L95 184H93V185H95V186H99L100 187V189L98 188V192L96 193L94 190H96V189H94L91 185H89V182H90V177H89V174H90V172L92 173V172H94L95 173V171H92L91 170V168H92V166L91 165H93L94 163L96 164V161H97V159L98 158H103V156H109L110 154L109 153H112V151H115V152H118L119 154H120V157L118 156V154L117 155H115V156H118L117 158H116V160H115V166H119L121 163H123V161L126 159V158H128V159H130L131 158V156L130 155H132V156H134L133 158H136L137 160L136 161H138V159L139 158H144V159H146L149 163L150 162H152L153 164H156L153 168H154V170H155V175H157L156 174V171L158 170H160L161 168V170H160V172H158V173H160L158 176L159 177H161L162 175H164V174H166V173H168V172H171L170 173V176H172V175H174L171 179H169V177H164V180H163V178H162V180L164 181V183L166 182V178L168 179V180H171V181H169L168 182V180H167V185L166 186H162L163 188L162 189H160L161 191H158V189H157V192L159 193V195L158 194H156L157 192H154L153 191V193H155L154 194V196H156V197H154V198H157V196H158V198L160 197H166V196H168L169 194H171V192L173 193L174 192V190H177V188H178V190H179V187H178V185L181 183V180L183 181L184 179H183V177H186V176H189V177H195V184H196V182H198L197 180L199 179V180H204L205 182H207L208 184H206L205 186H201V188H199V190L201 191V193L198 195V197H197V201L195 202L196 203V205H200V204H206V208H205V205H204V207H203V210H204V208H205V211H203V210H201V208H200V211H199V209H197L199 206H197V212H198V214H200L199 216H194V214H193V216H194V218L192 219L191 217L189 218V220L187 221V222H185L186 224H177V225H175L174 223H172L173 225H171V224H166L167 226H166V228L168 229V227L169 228H171L172 226L175 228V231L177 230V231H179L180 232V230H183L184 228L186 229L185 231L187 232L188 230H187V228H190L189 226H191V225H193V226H191L192 228L193 227H195V226H197L196 228H198V226H199V224H200V221L201 220H204L205 218H206V220L208 219V222L206 223V221H205V228L203 229V228H201L200 230H202V231H198V229H194L193 228V231L194 230H197L198 232H200V233H198L197 232V235H193L192 233H194V232H192V233H190L191 235H193L194 237H193V241L191 242V244L190 243H188V244H190V245H192V246H194L195 248H196V246L197 245H199V246H197V248L198 247H200L201 246V244H202V242H201V244H200V240H199V238H200V236H202V233H204L205 231H207V233H208V231H210L212 228L211 227H213L212 225L214 224L213 222L215 221L213 218V213H215V211L214 210H217V208L215 207V205H217L216 204V197H219L220 195H216V193H215V190L216 189H219L220 187L219 186H223L224 187V189H223V187H221L220 189H221V191H222V193L221 194H224V196H223V198L224 199H222L221 201H222V203H223V201H224V203L223 204H225L224 206H227V208H226V210H225V208L224 207H222V210H223V212L225 211L226 212V217H227V223H226V225H224V226H226L227 227V230H229L228 232H230V230H231V232H233L234 230H232L231 229V227L234 225V223L236 222V221H239L238 220V217H240L241 218V213L243 214V212H249V211H254V208L255 207H258V206H260L259 208H261L262 207V209H263V211H260V209H259V211L261 212L260 214L258 213L259 211L257 210L256 212H257V214H259V216H256L255 217V215L253 216V217H255V219L257 218V221L259 222V223H264V184H261L260 186H258V185H256L255 183H249V181H247V179H245V178H243L242 177V175H241V173L243 172V170H244V163L246 162V157L248 156V160L249 159H251V160H253V161H258L259 160V152H260V145L258 146V143L257 144H255L254 143V135H255V133H257L256 132V130H257V128L259 127V123H260V118H261V113H263L264 112V97H262V96H260V95H257V94H254V93H251V92H248V91H245V90H242V89H239V88H236V87H233V86H230V85H228V84H225V83H222V82H218V81H216V80H213V79H210V78H207V77H204V76H201V75H199V74H195V73H192V72H189V71H187V70H184V69H181V68H178V67H176V66H173V65H170V64H167V63H164V62H161V61H157V60H155V59H152V58H150V57H147V56H144V55H141V54H137V53H135V52H132V51H129V50H125V49H122V48H119V47H116V46H113V45H111V44H108V43H105V42H102V41H100V40H97V39H94V38H91V37H89V36H85V35H82V34H79V33H76V32H73V31H70V30H67V29H64V28H62V27H59V26H55V25H52V24H49V23H46V22H43V21H40V20H37V19H35V18H32V17H28V16H25V15H23V14H20V13H17V12H14V11H11V10H8V9H5V8H2V7H0ZM7 17H9V18H7ZM76 17V18H75ZM194 17H196V18H199L198 20H201V21H204L206 24H201V26L198 24H196V26L199 28V27H204V29H206V25L207 26H209V25H212L213 27L215 26V25H217V26H219V28L221 29V31H228L229 32V34H232V32H234V30H235V36L236 37H238L239 39H238V44L239 45H241V44H244V45H249V46H251V48H252V51H250V55H251V57H252V59L249 61V63H247L248 61H246V59H244L243 58V60L242 61H244V62H240V63H238V64H236L235 65V63L233 64V62H228V61H226V62H224V61H221V60H219L218 58H214V59H209V58H207L206 56H204V53L205 52H193V53H191L192 52V50H184L183 49V46H179V45H182V43L180 42V40L178 39V37L177 36H179V33H180V30H179V28H181L182 27V25H183V23L184 22H186L187 24L185 25V27H188L189 25V23H190V21H192V20H190L191 18H194ZM14 19V20H12V19ZM79 18H83V19H79ZM164 19H165V22L166 21H168L167 23H169V22H172L171 24H168L167 25V23H164L163 21H164ZM2 20V19H1ZM16 21H19V22H16ZM158 21H161V24H162V22L164 23L163 24V29L161 30L160 28V26H161V24H160V26H158L159 27V29L158 30H154V27H153V29L152 30H150V28H148V29H146V26H151V25H153V24H156ZM22 24H24V23H22ZM167 26H169V29H170V37L169 38H167V40L166 39H163V37H160V35L161 34H164V31H165V27H167ZM107 27H109L110 29H108ZM2 28V27H1ZM135 28V27H134ZM45 29V30H44ZM187 29V28H186ZM188 29H190V30H192L193 29V27L192 26H190V27H188ZM119 30V29H118ZM231 30H232V32H231ZM119 31H121V30H119ZM123 32V31H122ZM231 32V33H230ZM58 33V34H57ZM185 34V33H184ZM229 34H225V36L226 37H228V35ZM63 36V37H62ZM64 37H66V38H64ZM72 38V39H71ZM142 38V39H141ZM74 40V41H73ZM69 45V46H70ZM22 46V45H21ZM102 49V50H101ZM264 50V49H263ZM109 51V52H108ZM205 51V50H204ZM20 52V51H19ZM124 58V59H123ZM242 59V58H241ZM74 63V64H75ZM257 63V62H256ZM255 63V64H256ZM94 65V64H93ZM75 68V69H76ZM94 68V67H93ZM74 69V68H73ZM130 70H132V69H130ZM88 71V70H87ZM92 71V69L90 70V72ZM133 71V70H132ZM74 72H75V70H74ZM130 72V71H129ZM76 73V72H75ZM71 74H73V73H71ZM70 74V75H71ZM91 75V74H90ZM75 76V75H74ZM81 76V75H80ZM144 76V75H143ZM73 76L71 75V78H72ZM84 77V76H83ZM75 79V78H74ZM70 80V79H69ZM86 80V79H85ZM84 80V81H85ZM181 80V81H180ZM126 81H128V80H126ZM165 81V80H164ZM61 82V81H60ZM67 82V81H66ZM71 82H72V79H71ZM75 82V81H74ZM87 82V81H86ZM127 83V82H126ZM166 83V82H165ZM67 84H69V83H67ZM71 84V83H70ZM87 84V83H86ZM75 85V84H74ZM202 85V84H201ZM66 86V85H65ZM81 86V85H80ZM88 86V85H87ZM9 87V86H8ZM63 87V86H62ZM62 87L60 88L59 87V89H62ZM70 87H71V85H70ZM74 87V86H73ZM84 87V86H83ZM86 87V86H85ZM202 87H204L203 85H202ZM72 88V87H71ZM80 88V87H79ZM81 88H82V86H81ZM73 89V88H72ZM151 89V88H150ZM63 90V89H62ZM68 90H69V88H68ZM68 90H66V91H68ZM75 90H77V89H75ZM65 91V90H64ZM63 91V92H64ZM85 91H86V89H85ZM153 91V90H152ZM162 91V90H161ZM189 91L187 90V92L189 93ZM75 92V91H74ZM74 92H73V94H74ZM77 92V91H76ZM80 92V91H79ZM150 92H151V90H150ZM208 92V93H209ZM62 93V92H61ZM69 93V92H68ZM78 93V92H77ZM81 93V92H80ZM79 93V94H80ZM84 93V92H83ZM79 94H78V97H79ZM124 94V93H123ZM176 94V93H175ZM190 94V93H189ZM162 95V94H161ZM67 96V95H66ZM70 96V95H69ZM81 96V95H80ZM163 96V95H162ZM168 96V95H167ZM170 96V95H169ZM71 97V96H70ZM83 98V97H82ZM187 98V97H186ZM185 98V99H186ZM72 99V98H71ZM79 99V98H78ZM147 99V98H146ZM60 99L58 98V100H55V101H59ZM236 101V103H238L239 105V108L238 109H242L243 111H245V113H244V115H246V117L247 118H249V116H250V119H251V122H250V129H248V134L246 133V136L248 137V145L246 146V148L244 149L245 150V155L243 156V158H241L240 159V163H239V168H238V171L237 172H233V173H230L231 175H228V174H225V173H228V171H227V165L225 164L226 162V160L228 159V157L230 156V154H228V152H230V150H232V148L231 147H229V145H230V143H231V141L234 139L233 138V136L234 135H236L237 134V132L236 131H238V128H236V125H237V119H238V116H237V114L235 115V119H234V122L232 123V125H231V130H230V132H229V134H228V139H227V141H226V143H225V146H224V149H223V151H222V155H221V158H220V162H219V164H218V167L215 169V170H207L204 166L206 165V162L207 161H211V159L209 158V152H210V150H211V148H212V144H213V142H214V139H215V136H216V133H217V131H218V126H219V124H220V121H221V118H222V115H223V112L225 111V107H226V105H227V103H229L230 101ZM69 101V100H68ZM72 101V100H71ZM70 101V102H71ZM72 103V102H71ZM77 103H79V102H77ZM74 104V103H73ZM80 104V103H79ZM62 105V104H61ZM72 105V104H71ZM8 106H13V107H15V108H17L18 110H20V111H25V112H29L30 113V115L31 114H33L34 113V111L35 110H30V109H28V107H24V106H20V105H17L16 103H11V102H8V101H6V100H2V99H0V123H7L8 125L10 124V125H15V123L17 124L18 123V120L20 121H22V119L24 120H27L28 121V123H34V121H30L29 119H27V116H25V114L23 115L22 113H18V112H16V113H14L15 115L13 116V115H11V117H7L6 116V118L4 117V113L5 112H9L8 110H7V108L6 107H8ZM80 106V105H79ZM119 106V105H118ZM54 107V106H53ZM73 107V106H72ZM80 108V107H79ZM146 108V107H145ZM173 108V107H172ZM10 110V109H9ZM27 110V111H26ZM144 110V109H143ZM12 111V110H11ZM57 110H56V108L54 107L53 108V110H52V113L51 114H53V113H55ZM239 111V110H238ZM105 112V111H104ZM183 112V111H182ZM11 113V112H10ZM10 113H8V116L10 115ZM40 113H42V112H39V115H40ZM71 113V112H70ZM35 114H38V112L36 113V111H35ZM51 114H43L42 115V118L44 119V118H48V117H50V115ZM116 114H117V112H116ZM5 115H7V114H5ZM164 115V114H163ZM177 115V116H176ZM261 115V116H260ZM13 116V117H12ZM36 116V115H35ZM251 116H253V117H251ZM29 117V116H28ZM166 117V116H165ZM104 119V118H103ZM180 119V118H179ZM24 120V121H25ZM37 119H35V121H36ZM177 120V119H176ZM175 119H174V124L177 122ZM14 121V122H13ZM17 121V122H16ZM27 121H25L26 123V126L25 127H27ZM102 121V120H101ZM176 121V122H175ZM179 121V120H178ZM244 121H245V119H244ZM13 122V123H12ZM39 122V121H38ZM262 122V121H261ZM61 123V122H60ZM20 124H21V122H20ZM24 124V125H25ZM248 124V123H247ZM19 125V123L16 125V126H14V129L16 130H14L13 131V135L12 136H14V137H16V134L18 135L19 134V131L21 132V130H19V129H21V126L19 127L18 126ZM34 125V124H33ZM40 125V124H39ZM42 125V124H41ZM177 125H179V123L177 124ZM260 125H261V123H260ZM264 125V124H263ZM35 126V125H34ZM54 126H56V125H54ZM169 126V125H168ZM167 126V127H168ZM171 126L172 125H170L169 126V129H171ZM16 127V128H15ZM28 127H31V126H28ZM33 127V126H32ZM42 127V126H41ZM46 127V128H47ZM76 127H78L77 125H76ZM175 127H177V126H175ZM263 127V126H262ZM8 128H11V126H8ZM22 128H24V127H22ZM44 128V127H43ZM80 128H81V126H80ZM207 128V129H206ZM11 129H13V128H11ZM82 129L83 130H86L87 132V134L88 135H91V136H93V132L92 133H90V131H92V130H89V129H87V128H83L82 127ZM82 129H79V130H82ZM167 129V128H166ZM23 130V129H22ZM25 130V129H24ZM29 130V129H28ZM46 130V129H45ZM77 130V129H76ZM206 130V131H205ZM264 130V129H263ZM33 131V130H32ZM41 131H42V128H41ZM52 131V130H51ZM169 131V130H168ZM15 132V133H14ZM43 132H44V130H43ZM46 132V134H44L43 136L45 137V136H47V131H45ZM84 132V131H83ZM137 132V131H136ZM167 131H164V135H165V133H166ZM177 132V131H176ZM200 132V133H201ZM51 133V132H50ZM52 134V133H51ZM96 134V133H95ZM111 134V133H110ZM175 134V133H174ZM7 135L8 134H6V137H7ZM261 135V134H260ZM259 135V136H260ZM20 136V135H19ZM19 136H17V138L19 137ZM97 136V135H96ZM106 136V135H105ZM105 136H104V138H105ZM262 136V135H261ZM21 137V136H20ZM43 137V141H47V139H48V137H46V139ZM52 137V136H51ZM58 137V136H57ZM61 137V138H62ZM138 137V136H137ZM150 137V136H149ZM175 137V136H174ZM9 138V137H8ZM12 137H10L9 139H11ZM53 138V137H52ZM63 138H62V140H63ZM77 138V137H76ZM108 138H110V137H108ZM7 139V138H6ZM16 139V138H15ZM21 139V138H20ZM72 139V138H71ZM80 139V138H79ZM12 140V139H11ZM10 140V141H11ZM14 140V139H13ZM19 140V139H18ZM17 140V141H18ZM62 140H61V142H62ZM66 139H64V141H65ZM105 140H107V139H105ZM131 140V139H130ZM171 140H173V137H172V139ZM202 140V139H201ZM5 142H6V140H4ZM70 141V140H69ZM77 141V140H76ZM112 141V140H111ZM2 142V141H1ZM13 141H11V143H12ZM48 142V141H47ZM58 142V141H57ZM66 142H67V140H66ZM78 142H79V140H78ZM113 142V141H112ZM116 142V141H115ZM9 143V142H8ZM10 143V144H11ZM19 143H20V141H19ZM77 143V142H76ZM82 143L80 144V142H79V144H80V148L82 147L81 145H82ZM201 143V142H200ZM253 143V144H252ZM2 144V143H1ZM1 144H0V146H1ZM13 144V143H12ZM18 144V143H17ZM71 144V143H70ZM91 144V145H90ZM167 144H169V146H170V142H165V140L163 141L162 139H161V147L162 148H164L165 147V145L167 146ZM4 145V144H3ZM9 145V144H8ZM14 145H15V141H14ZM34 145V144H33ZM65 145V144H64ZM112 145V144H111ZM11 146V145H10ZM10 146H9V151L8 152H5L4 150H6V149H8V147L6 148V149H4V147L5 146H3V149H2V147H0V161L2 160V159H4L5 161L4 162H6L7 160H10L11 158H12V154H16L17 153V151L15 152L14 150H16V147L14 148V147H12L13 149V152H15V153H10L12 150H11V148H10ZM13 146V145H12ZM17 146V145H16ZM19 146V145H18ZM60 146V145H59ZM73 146V145H72ZM106 147H111L112 148V151L111 152H106L107 151V149H106V151H105V148ZM253 147V148H252ZM263 147V146H262ZM34 148V147H33ZM78 148V147H77ZM125 148H128V149H135L136 151L137 150H139V151H141L142 153H146V154H150V155H152V156H156L157 158H160V159H164V157H166V160H168L167 158H169V160H170V158H172V160H170L169 162H165V163H163L162 162V160L161 161H159V159L158 160H156L155 158L154 159H151V157H149V158H146V157H144V155H142V154H134V153H137V152H131L132 150H127V149H125ZM19 148L17 147V150H18ZM81 149H83V148H81ZM35 150V149H34ZM75 150H79V148L78 149H76L75 148ZM109 150H111V149H109ZM7 151V150H6ZM28 151H29V149H28ZM31 151V150H30ZM56 151V150H55ZM160 151V150H159ZM20 152V151H19ZM78 152V151H77ZM80 152H82V150H80ZM199 152H200V150H199ZM232 152V151H231ZM230 152V153H231ZM74 153H76V152H74ZM89 153V154H88ZM20 154V153H19ZM18 154V155H19ZM51 154V153H50ZM55 154V153H54ZM58 154H59V152H58ZM72 154V153H71ZM76 154H78V153H76ZM80 154V153H79ZM196 154H200V153H196ZM249 154V155H248ZM53 155V154H52ZM122 155V156H121ZM54 156V155H53ZM52 156V157H53ZM84 156V158L86 159V157ZM112 156V155H111ZM173 156V155H172ZM22 157V156H21ZM27 157H28V154H25V156L23 157V161H25L26 162V160H27ZM51 157V158H52ZM79 157V158H78ZM48 158H49V156H48ZM50 158V159H51ZM61 158V157H60ZM132 158V159H133ZM26 159V160H25ZM115 159V158H114ZM132 159H130V161L132 160ZM195 159V158H194ZM12 160V159H11ZM21 160V158L19 159V161ZM103 160H105V158L103 159ZM21 162L22 164H20L19 163V166L21 165V168L19 169L20 171H18V169H16V171H18L19 173H16V175L17 176H19V174L20 173H26L24 170H23V167H25V162ZM44 161V160H43ZM53 160H52V162H54ZM84 161V162H85ZM106 161L108 162V160L106 159ZM126 161V160H125ZM188 161V160H187ZM70 162V160L68 159V163ZM70 162V163H71ZM99 162V161H98ZM97 162V163H98ZM107 162H105V164L107 163ZM126 162H128V160L126 161ZM135 162V161H134ZM12 163V162H11ZM13 163H14V161H13ZM12 163V164H13ZM42 163V162H41ZM51 163V160L49 161H47L46 163H45V165L44 166H42V168L41 169H39L38 170V174H37V180L39 181V177L41 176V174H45L46 172H48L49 173V171H50V173H52L53 172V169L51 170V168L50 169H46V168H49V166H53L54 164H55V162H54V164H51V165H49ZM100 163V162H99ZM102 163V162H101ZM129 163V162H128ZM132 163V162H131ZM146 163V162H145ZM144 163V164H145ZM151 163V164H152ZM261 164H263L264 163V151H263V158H262V160H261V162H260ZM5 164V163H4ZM16 164V163H15ZM31 164V163H30ZM30 164L29 163H27V165L26 166H28L29 165V169H30ZM44 164V163H43ZM103 164H104V162H103ZM134 164V163H133ZM138 164V163H137ZM147 164V163H146ZM7 165V164H6ZM17 165V164H16ZM16 165L14 166V165H11L10 164V166L11 167H16ZM24 165V166H23ZM99 165V164H98ZM97 165V166H98ZM101 165V164H100ZM99 165V166H100ZM107 165H109L108 163H107ZM136 165V164H135ZM134 165V166H135ZM149 165V164H148ZM10 166H9V170L11 171V169H10ZM64 166V168H65V165H63ZM114 166V165H113ZM121 166V165H120ZM120 166H119V168H120ZM185 167V168H183V167ZM1 168H2V166H0ZM82 167H84V168H82ZM95 167V166H94ZM103 167H105V165L103 166ZM129 167V166H128ZM160 167V168H159ZM16 168H18V166L16 167ZM54 168V167H53ZM63 168V169H64ZM98 168V167H97ZM102 168V167H101ZM116 168H118V167H116ZM134 168V167H133ZM136 168V167H135ZM28 169V170H29ZM66 169V168H65ZM93 169V168H92ZM100 169V168H99ZM103 169V168H102ZM108 169V167L106 168V170ZM113 169V168H112ZM137 169V168H136ZM141 169V168H140ZM188 169V170H187ZM4 170L5 171H3L2 172V174H3V176L5 175L6 176V174L8 173V167H7V169H5L4 168ZM15 170V169H14ZM14 170H12V171H14ZM21 170H23L22 172H21ZM27 170V171H28ZM47 170H49V171H47ZM55 170V169H54ZM94 170H95V168H94ZM117 170V169H116ZM149 170H151V169H149ZM190 170V171H189ZM15 171V172H16ZM32 171H33V169H32ZM52 171V172H51ZM58 170H56V172H57ZM65 171H67V169L65 170ZM97 171V170H96ZM114 171H115V167H114ZM118 171V170H117ZM134 171H135V169H134ZM142 171H144V170H142ZM147 171V170H146ZM193 171H196V172H193ZM15 172L13 173V175L15 174ZM31 172V171H30ZM29 172V173H30ZM58 172H60V171H58ZM58 172H57V174H56V176L57 175H59L58 174ZM100 172H102V175H103V172L104 171H101V169H100ZM139 172H140V170H139ZM139 172H137V173H135V174H133V176H132V174H131V180H129L130 181V183L128 184V187L129 186H131V185H133L132 184V182H134V180H135V178L137 177V176H139L138 174H139ZM145 172V171H144ZM197 172H200V174L199 173H197ZM5 173V174H4ZM29 173H28V176H29ZM49 173V175H51L52 176V174H50ZM104 173H106V171L104 172ZM115 173H116V171H115ZM133 173V172H132ZM150 173V172H149ZM153 173V174H154ZM2 174H1V171H0V175H1V177L3 178V176H2ZM64 174H62V175H64ZM98 175H99V177L101 176V173L99 174V173H97ZM109 174V173H108ZM120 174V173H119ZM145 174V173H144ZM150 174H152V170H151V173ZM172 174V175H171ZM9 175H10V172H9ZM22 175V174H21ZM20 175V176H21ZM27 174H25V176H26ZM33 175V174H32ZM48 175V176H49ZM53 175H54V173H53ZM94 176L95 174H91V176ZM110 175V174H109ZM118 175V174H117ZM143 175V174H142ZM147 175H149L148 173H147ZM161 175V176H160ZM167 175V174H166ZM4 176V177H5ZM7 176H8V174H7ZM24 176V175H23ZM50 176V177H51ZM92 176V177H93ZM97 176V175H96ZM95 176V177H96ZM146 176V175H145ZM169 176V175H168ZM0 177V178H1ZM14 176H12L11 175V178H13ZM55 178V175L54 176H52V178ZM58 177V176H57ZM60 177V176H59ZM98 177V176H97ZM107 178V176L105 177V174H104V176H102V178ZM109 177H111V176H109ZM112 177H114L115 178V174H114V176H112ZM118 177H119V175H118ZM149 177H151L149 180H144V182L146 181V184H150L151 183V181H152V179H153V176L152 175H150ZM163 177V176H162ZM214 177V178H213ZM9 178H10V176H9ZM16 178V180H19L20 179V177H14L13 179H15ZM18 178V179H17ZM197 178V179H196ZM21 179H22V176H21ZM27 179V178H26ZM33 179V178H32ZM45 179V178H44ZM138 179V178H137ZM144 179V178H143ZM147 179V178H146ZM156 179H157V177H156ZM173 179V180H172ZM186 179V178H185ZM188 179V178H187ZM190 179H192V178H190ZM216 179H220V180H216ZM1 180V179H0ZM5 180V179H4ZM3 180V181H4ZM7 180H9V179H7ZM11 180V179H10ZM9 180V181H10ZM57 180V179H56ZM92 180V179H91ZM110 180H113V178L112 179H110ZM115 180V179H114ZM155 180V179H154ZM159 180V179H158ZM157 180V181H158ZM160 180H161V178H160ZM161 180V181H162ZM194 180V179H193ZM12 181V180H11ZM10 181V182H11ZM14 181V180H13ZM12 181V182H13ZM25 181V180H24ZM23 181V182H24ZM48 181V180H47ZM52 181H54V180H52ZM140 181V180H139ZM143 181V180H142ZM156 181V180H155ZM188 181V180H187ZM222 181H227L226 183L225 182H222ZM11 182V183H12ZM17 182V181H16ZM56 181H54V183H55ZM60 182H62V183H60ZM90 182V184H92ZM110 182V181H109ZM136 182V181H135ZM154 182V181H153ZM184 182L185 183H187L185 180H184ZM199 182H201V181H199ZM199 182L196 184L197 186H200V185H202L203 183H201V184H199ZM203 182V181H202ZM2 183V182H1ZM10 183V184H11ZM25 183V182H24ZM23 183V184H24ZM33 183H34V181H33ZM50 183H52V182H50ZM155 183V182H154ZM185 183H184V185H185ZM189 183H191V182H189ZM9 184V183H8ZM26 184V183H25ZM56 184H57V182H56ZM123 184V183H122ZM144 184V183H143ZM145 184V185H146ZM159 184H160V182H159ZM182 184V183H181ZM193 184V183H192ZM199 184V185H198ZM205 184V183H204ZM110 185H112V183L110 184ZM124 185V184H123ZM135 185V184H134ZM140 185V184H139ZM151 185V184H150ZM152 185H154V184H152ZM162 185H163V183H162ZM165 185V184H164ZM183 185V186H184ZM189 184H187V185H185V186H188ZM214 185H215V187H216V189H215V187H214ZM263 185V186H262ZM11 186V185H10ZM47 186H49V185H47ZM126 186V185H125ZM149 186V185H148ZM148 186H147V188H148ZM180 186V185H179ZM185 186L183 187V188H185ZM193 186V185H192ZM5 187V186H4ZM32 187V186H31ZM34 187V186H33ZM44 187V186H43ZM111 187V186H110ZM153 187V186H152ZM156 187V186H155ZM158 187V186H157ZM160 187V186H159ZM181 188H182V185L180 186ZM189 187V186H188ZM194 187V186H193ZM219 187V188H218ZM6 188V187H5ZM25 188V187H24ZM103 188V189H102ZM107 188V187H106ZM130 188V187H129ZM144 188H145V186H144ZM180 188V189H181ZM195 188H196V186H195ZM198 188V187H197ZM9 189H10V187H9ZM34 189V188H33ZM111 189V188H110ZM138 189V188H137ZM142 189V188H141ZM174 189V190H173ZM186 189V188H185ZM184 189V190H185ZM189 189V188H188ZM190 189H191V187H190ZM189 189V190H190ZM251 189V190H250ZM4 190V189H3ZM20 190V189H19ZM41 190V189H40ZM43 190H45V189H43ZM47 190V189H46ZM107 190V189H106ZM139 190V189H138ZM147 190V189H146ZM146 190H144V191H146ZM150 190V189H149ZM152 190V189H151ZM184 190L182 189V191L184 192ZM194 190V189H193ZM193 190H191V191H193ZM196 190V189H195ZM92 191L94 192V193H92ZM104 191H105V189H104ZM110 191V190H109ZM113 191V190H112ZM156 191V190H155ZM180 191V190H179ZM178 191V192H179ZM181 191V192H182ZM198 191V190H197ZM219 192L218 193H220V190H218ZM19 192V191H18ZM45 192H47V191H45ZM108 192V191H107ZM106 192V193H107ZM134 192H135V190H134ZM139 191H137V193H138ZM143 192V191H142ZM152 192V191H151ZM180 192V193H181ZM182 192V193H183ZM185 192L187 193V191L185 190ZM189 192V191H188ZM199 192V191H198ZM198 192L196 193V195L198 194ZM217 192V191H216ZM4 193V192H3ZM24 193V192H23ZM22 193V194H23ZM48 193H49V191H48ZM52 193V194H53ZM109 193V192H108ZM111 194H113L112 192H110ZM133 193V192H132ZM145 193V192H144ZM147 193H148V191H147ZM147 193H145V194H147ZM153 193H150V191H149V194L151 195H153ZM2 194V193H1ZM1 194H0V196H1ZM15 194V193H14ZM17 194V193H16ZM59 194V195H58ZM67 194H66V197H67ZM117 194V193H116ZM119 194V193H118ZM148 194V195H149ZM10 195V194H9ZM24 195V194H23ZM41 195V194H40ZM58 195V196H57ZM72 195V194H71ZM138 195H139V193H138ZM143 195V193L141 194V198H140V200L139 201H142L143 200V197L144 196H146V195H144V196H142ZM149 195V196H150ZM151 195V196H152ZM175 195V194H174ZM173 195V196H174ZM184 195H185V193H184ZM191 195V194H190ZM3 196H5V195H3ZM125 196V195H124ZM134 196V195H133ZM149 196H147V197H149ZM150 196V197H151ZM172 196V197H173ZM177 196V195H176ZM176 196H174V198L176 197ZM179 196H182V195H179ZM186 196H188V194H186ZM192 196V195H191ZM222 196V195H221ZM220 196V197H221ZM13 197V196H12ZM22 197V196H21ZM50 197H51V195H50ZM115 197V196H114ZM162 197V198H163ZM170 197V196H169ZM193 197H195V196H193ZM235 197V201H234V198ZM15 196H14V200H15ZM23 198V197H22ZM88 198V199H87ZM91 198V197H90ZM122 198H123V195H122ZM121 198V199H122ZM127 198V197H126ZM136 198H137V196H136ZM139 198H137V199H139ZM153 197H152V199H154ZM157 198V199H158ZM160 198L158 199L159 200V203H161L163 200H161V202H160ZM161 198V199H162ZM167 198V197H166ZM183 198V197H182ZM181 197H180V199H182ZM233 199V201L234 202H232V199ZM9 199H11V198H9ZM13 199V198H12ZM43 200H44V198H42ZM106 199H107V197H106ZM118 199H120V198H118ZM145 199H146V197H145ZM163 199H165V198H163ZM176 199V198H175ZM174 199V200H175ZM180 199H179V202H181L180 201ZM186 199H187V197H186ZM195 199V198H194ZM219 199V198H218ZM221 199V198H220ZM230 199H231V201H230ZM14 200L12 201L11 200V202H9V204H7V203H5L6 205L5 206H2L1 208H0V211H2L3 212V214H4V212H8V211H10L11 209V207H13V205H12V203L14 202ZM18 199H16L15 200V202L17 201ZM41 200V199H40ZM61 200H63V199H61ZM91 200V199H90ZM109 200V199H108ZM115 200H117V197L115 198ZM124 200H125V197H124ZM127 200V199H126ZM128 200H129V197H128ZM169 200V199H168ZM167 199L166 200H164V204L163 205H165V202L166 201H168ZM21 201V200H20ZM71 201H72V198H71ZM122 201V200H121ZM134 201V200H133ZM138 200H136V202H137ZM144 201H146V200H144ZM185 201V200H184ZM194 201V200H193ZM220 201V200H219ZM218 200H217V202H219ZM5 202V201H4ZM43 202V201H42ZM119 202V201H118ZM143 202V201H142ZM170 202H172V198H171V201ZM175 203H176V200L174 201ZM229 202L231 203H233V205H232V203H231V205H229ZM261 202V203H260ZM51 203H49V204H51ZM53 203H55L54 205H53ZM72 203H74V202H72ZM84 203L87 205L85 208H84ZM93 203V202H92ZM94 203H95V200H94ZM108 203V202H107ZM113 203V202H112ZM117 203V202H116ZM125 203V202H124ZM124 203H121V204H124ZM138 204H140L141 205V202L139 203V202H137ZM169 204V202H166V205L165 206H163L162 205V207H163V209H166L167 207L170 209V207L168 206V204ZM182 203H184V202H182ZM194 203V204H195ZM60 204V203H59ZM83 204V205H82ZM114 204H115V202H114ZM148 204V203H147ZM173 204V203H172ZM177 204H179V203H177ZM181 204V203H180ZM219 205L221 204V202L220 203H218ZM261 204V205H260ZM11 205V206H10ZM21 205V204H20ZM37 205V204H36ZM40 205V204H39ZM57 205V204H56ZM96 206H97V204H95ZM117 205V204H116ZM131 205V204H130ZM144 205H146V204H144ZM160 206H161V204H159ZM159 205H158V208H159ZM176 205V204H175ZM183 205V204H182ZM181 205V206H182ZM196 205H194V206H196ZM218 205V206H219ZM222 205V204H221ZM91 206V209H92V206H94V205H90ZM126 206V205H125ZM133 206V205H132ZM135 206V205H134ZM133 206V207H134ZM173 206H174V204H173ZM180 206V207H181ZM184 206V205H183ZM182 206V207H183ZM193 206V205H192ZM192 206H190L191 207V210H192ZM79 207V206H78ZM106 207H108V205L106 206ZM111 207H112V205H111ZM118 207V206H117ZM120 207V206H119ZM128 207V206H127ZM138 207H139V205H138ZM162 207H161V211H162ZM175 207V206H174ZM173 207V208H174ZM178 207L179 206H177V210H178ZM186 207V206H185ZM189 207V206H188ZM189 207V208H190ZM220 207V206H219ZM38 208V207H37ZM40 208V207H39ZM95 208V206L93 207V209ZM103 208V207H102ZM114 208H115V206H114ZM121 208V207H120ZM126 208V207H125ZM129 208V207H128ZM132 208V207H131ZM137 208V207H136ZM171 208H172V205H171ZM195 208V207H194ZM193 208V209H194ZM216 208V209H215ZM18 209V208H17ZM92 209V210H93ZM98 209V208H97ZM106 209V208H105ZM124 209V208H123ZM130 209V208H129ZM129 209H126V211L127 210H129ZM195 209V210H196ZM219 209V208H218ZM221 209V208H220ZM258 209V208H257ZM23 209H21V211H22ZM103 210H104V208H103ZM132 210H133V208H132ZM144 210V211H143ZM146 210V211H145ZM171 210V209H170ZM179 210H181V209H179ZM24 211V210H23ZM90 211V210H89ZM107 211V210H106ZM111 211V210H110ZM124 211V210H123ZM155 211H156V209H155ZM172 211V210H171ZM174 211H176V210H174ZM187 211V210H186ZM193 211V210H192ZM219 210H217L216 212H218ZM36 212V211H35ZM69 212H70V210H69ZM98 212V211H97ZM100 212V211H99ZM108 212V211H107ZM116 212V211H115ZM129 212H131V210L129 211ZM160 212V211H159ZM168 212V211H167ZM167 212L164 214L165 216H167V215H169V214H167ZM222 212V213H223ZM255 212V213H256ZM18 213V212H17ZM109 213V212H108ZM121 213V212H120ZM162 213V212H161ZM172 213V212H171ZM176 213H177V211H176ZM180 213V212H179ZM182 213V212H181ZM184 213V212H183ZM187 213H189V211H187ZM194 213H195V211H194ZM220 213V212H219ZM8 213H6V215H7ZM12 214H14V215H12V217L10 218V215H9V220H11V221H13V216L15 217V215H16V213H13L12 212ZM70 214V215H71ZM78 214V215H77ZM86 214V213H85ZM97 214V213H96ZM122 214V213H121ZM124 214V213H123ZM163 214V213H162ZM178 214V213H177ZM176 214V215H177ZM185 214H186V212H185ZM212 214V215H211ZM224 214V213H223ZM245 214H247V213H245ZM250 213H248V215H249ZM34 215V214H33ZM32 215V216H33ZM43 215V214H42ZM71 215V216H72ZM110 215V214H109ZM113 215V214H112ZM125 215V214H124ZM129 215V214H128ZM173 215V214H172ZM182 215V214H181ZM209 215H211L212 217H209ZM218 215V214H217ZM1 216V217H2ZM92 216V215H91ZM90 216V217H91ZM108 216V215H107ZM115 216H117V214H115ZM114 216V217H115ZM131 216V215H130ZM159 216H162L163 217V215H159ZM186 216V215H185ZM190 216V215H189ZM192 216V215H191ZM192 216V217H193ZM215 216H216V213H215ZM219 216V215H218ZM217 216V217H218ZM8 217V216H7ZM17 217V216H16ZM111 217V216H110ZM118 217V216H117ZM179 217V216H178ZM223 217H225V216H223ZM253 217H251V218H246V221L249 219L250 220V224H249V226H248V224H246L244 221H242V222H244V224H246L247 226H248V228H249V230H253V229H255L256 227H255V225H257V223H256V220L253 218ZM24 218V217H23ZM39 218V217H38ZM83 218V219H82ZM100 218V217H99ZM125 218V217H124ZM132 218V219H131ZM168 218V217H167ZM174 218V217H173ZM177 218V217H176ZM181 218V217H180ZM179 218V219H180ZM184 218V217H183ZM188 218V217H187ZM216 218V217H215ZM219 218H221V216L219 217ZM218 218V219H219ZM244 218V217H243ZM27 219V218H26ZM28 219H30V217L28 218ZM63 219V218H62ZM62 219H61V221H62ZM92 219V218H91ZM107 219V218H106ZM112 219V218H111ZM113 219H115V218H113ZM119 219H121V217L119 218ZM245 219V218H244ZM243 219V220H244ZM133 220V221H132ZM134 220H135V222H134ZM167 220V219H166ZM182 220V219H181ZM214 220V221H213ZM217 220V219H216ZM242 220V219H241ZM240 220V221H241ZM10 221V222H11ZM32 221V220H31ZM34 221V220H33ZM62 221V222H63ZM108 221V220H107ZM161 221V220H160ZM183 221V220H182ZM184 221H186V220H184ZM221 221H223V220H221ZM2 222H4V223H2ZM15 222V221H14ZM39 222V221H38ZM83 222V223H82ZM87 222V221H86ZM85 222V223H86ZM90 222H91V220H90ZM102 222V221H101ZM109 222V221H108ZM159 222V223H158ZM169 222V221H168ZM177 222V221H176ZM179 222V221H178ZM177 222V223H178ZM217 222V221H216ZM247 222V223H248ZM13 223V222H12ZM81 223H82V226L84 227V228H86L87 230L86 231H88V233L86 232V231H84L83 232V227L81 228L82 229V231L81 230H79L80 229V225H81ZM131 223H133V225L131 224ZM158 223V224H157ZM184 223V222H183ZM195 223H197V225L195 224ZM202 223V222H201ZM204 223V222H203ZM222 224H223V222H221ZM258 223V224H259ZM28 224V223H27ZM61 224H63V223H61ZM80 224V225H79ZM96 224V223H95ZM109 224V223H108ZM110 224H111V222H110ZM163 224H165V223H163ZM222 224H220V225H222ZM9 225V224H8ZM15 225V224H14ZM13 225V226H14ZM80 227H79V226ZM88 225V224H87ZM92 225H94V224H92ZM92 225H90L91 227H92ZM156 225H158V227L156 226ZM169 225V226H168ZM175 225V226H174ZM219 225V224H218ZM245 225V226H246ZM261 225H263V224H261ZM12 226V227H13ZM17 226V225H16ZM25 226V225H24ZM34 226V225H33ZM96 226V225H95ZM94 226V227H95ZM201 226V225H200ZM204 226V225H203ZM224 226H223V232H224ZM241 226V225H240ZM23 227V226H22ZM38 227V226H37ZM79 227V228H78ZM187 227V228H186ZM218 227V226H217ZM226 227H225V229H226ZM260 227H262V228H264L263 226H260ZM16 228V227H15ZM42 228V227H41ZM74 228V229H73ZM77 228H78V230H77ZM90 228V227H89ZM232 228H234V227H232ZM242 228V227H241ZM241 228H239V230L241 231ZM244 228V227H243ZM257 228H259V226L257 227ZM90 229H93V228H90ZM156 229V230H155ZM162 229H164V228H162ZM161 229V230H162ZM191 229V228H190ZM189 229V230H190ZM218 229V228H217ZM16 230V229H15ZM75 231V233L74 234H71V232L72 231ZM85 230V229H84ZM93 230H95V229H93ZM160 230V231H161ZM192 230V229H191ZM214 230H216L215 229V227H214ZM213 230V231H214ZM221 230V229H220ZM238 230V231H239ZM243 230V229H242ZM247 230V229H246ZM258 230H260V229H258ZM17 231V230H16ZM38 231V230H37ZM92 231V230H91ZM109 231V232H108ZM157 231V232H158ZM163 231V230H162ZM168 231H170V229L168 230ZM168 231H167V233H168ZM172 231H174V230H172ZM184 230H183V232H185ZM237 231V230H236ZM237 231V232H238ZM240 231H239V234H240ZM254 231V230H253ZM253 231H252V233L249 231V234L251 233V235L250 236H248L247 235V237H249L251 240H252V242H251V244L249 243L248 244V242H247V244L248 245H246L245 244V242H242V240L244 241V239H241V242H240V240L238 241V234H232L234 237V239L232 240V242L230 243V242H228V240L227 241H225V242H227L228 244H225L224 246V248L225 249H221V248H223V247H221L220 249L222 250V252L224 251V253H222V254H224L222 257H226V259L228 258V256L230 257V255H234V253L235 252H233V254H230L231 253V250L233 249V241H235V243L236 242H240L241 244L240 245H238V246H241L242 248L244 247V246H248L246 249H247V255H245L243 252V254H240V256L242 255V256H245L246 258H244V257H242V258H244V259H246V262H248V263H250V262H252V260L253 259H258V261L256 262V264H263V262H261L262 260H263V257H264V231H263V234L261 235L260 234V236H258V235H254V233H253ZM262 231V230H261ZM21 232H22V230H21ZM43 232V229H40V232L39 233H42ZM55 232V231H54ZM179 232H178V235H180L179 234ZM182 232V231H181ZM182 232V233H183ZM186 232H185V234H186ZM189 232H191V231H189ZM218 232V231H217ZM215 233V234H219V233ZM221 232L222 231H220V234H221ZM226 232V231H225ZM224 232V233H225ZM242 232V231H241ZM245 232H247V231H245ZM244 232V233H245ZM257 232V231H256ZM12 233V234H11ZM33 233H34V231H33ZM37 233V232H36ZM73 233V232H72ZM109 233V234H108ZM164 233V232H163ZM163 233H161V235H159V237H164L165 235H163ZM166 233V234H167ZM170 234L171 233H173V232H169ZM177 232H175V233H173V235H175ZM206 233V235H208ZM210 233H214V232H210ZM243 233V232H242ZM241 233V234H242ZM248 233V232H247ZM260 232H258V234H259ZM20 234V233H19ZM38 234V233H37ZM93 234V233H92ZM92 234H91V236H92ZM155 235H156V233H154ZM153 234V235H154ZM190 234L188 235L189 237H190V239H191V236H190ZM205 234V233H204ZM214 234V235H215ZM228 234H230V233H228ZM54 235V234H53ZM73 235V236H72ZM93 235V236H94ZM154 235V236H155ZM209 235H211V234H209ZM222 235H224V234H222ZM225 235H227V234H225ZM243 235V234H242ZM245 235V234H244ZM31 236V235H30ZM55 236H56V234H55ZM71 236H72V238H75V240L74 239H70L69 240V237L71 238ZM153 236V237H154ZM156 236H158V234L156 235ZM168 236V235H167ZM170 236V235H169ZM175 236H177V235H175ZM183 237H184V234L182 235ZM216 236V235H215ZM221 236V235H220ZM228 236V235H227ZM227 236H225V238H227ZM166 237V236H165ZM164 237V238H165ZM173 237V236H172ZM221 237H223V236H221ZM242 237V236H241ZM240 236H239V238H241ZM65 238H67V240H69L68 241V243H67V240H65ZM89 238V239H88ZM145 238H149V240L147 241ZM164 238H162V239H164ZM177 238H179V237H177ZM177 238H174V239H176V241H175V243L176 244H178V246L176 245V248H175V250L173 251L174 252V255L173 254H170V253H168V255H172V256H168L169 257V260H170V257H171V259L173 260V256L175 257V254L177 253V251L179 252V254H180V251H179V249L178 248H181V247H179V244L182 242V237L180 236V238L181 239H177ZM186 238H188L187 236H186ZM205 238V237H204ZM203 238V239H204ZM213 237H211V239H212ZM229 238H231V237H229ZM228 238V239H229ZM244 238V237H243ZM16 239L18 240V241H16ZM32 239V238H31ZM184 239V238H183ZM202 239V238H201ZM210 239V238H209ZM210 239V240H211ZM218 239H220V237H218ZM223 239H224V237H223ZM232 239V238H231ZM86 240H88L89 242H86ZM145 240H146V242H145ZM159 240V239H158ZM161 240V239H160ZM167 240V239H166ZM165 240V241H166ZM189 240V239H188ZM206 240V239H205ZM204 240V241H205ZM208 240V239H207ZM226 240V239H225ZM247 240V239H246ZM62 243H61V242ZM66 241V242H65ZM72 241H74V242H72ZM91 241H92V239H91ZM144 241V244L143 245H145V246H143V247H139V244H140V242H143ZM164 241V240H163ZM185 241V240H184ZM190 241V240H189ZM209 241V240H208ZM207 241V242H208ZM248 241H249V239H248ZM70 242H72L71 244H69ZM95 242V243H96ZM155 242H157V239L155 240ZM162 242V241H161ZM210 242V241H209ZM212 242V241H211ZM223 242V241H222ZM221 241H219V243H222ZM224 242V243H225ZM61 243V244H60ZM160 243V242H159ZM165 243V242H164ZM167 243V242H166ZM184 243V242H183ZM183 243H181L182 245H184ZM213 243V242H212ZM217 243H218V241H217ZM216 243V244H217ZM218 243V244H219ZM234 243V244H235ZM154 244V243H153ZM152 244V245H153ZM204 244V243H203ZM215 244V245H216ZM217 244V245H218ZM239 244V243H238ZM60 245H61V248H59L60 247ZM154 245H157V243H155ZM159 245V244H158ZM163 245V244H162ZM189 245V246H190ZM208 245V244H207ZM221 246H222V244H220ZM83 246H85V247H83ZM93 246H94V244H93ZM93 246H91V247H93ZM148 246H150V245H148ZM166 246V245H165ZM181 246V245H180ZM238 246H234V247H238ZM55 247V248H56ZM88 247V246H87ZM90 247V248H91ZM160 247V246H159ZM159 247L157 246L156 248H158L159 249ZM163 247V246H162ZM162 247H161V249H162ZM185 247V246H184ZM187 247H188V245H187ZM186 247V249H188ZM209 247H211V246H209ZM219 248L218 246H215V248ZM241 247H238L239 248V253H241V251H240V248ZM32 248V249H31ZM150 248V247H149ZM190 248H192V247H190ZM189 248V249H190ZM204 247H202V249H203ZM206 248V247H205ZM204 248V250H206ZM60 249V250H59ZM200 249H201V247H200ZM200 249H198V253H199V250ZM202 249L200 250V251H202ZM208 249V248H207ZM219 249V252H218V254L220 253V250ZM151 250V249H150ZM151 250V252H153ZM160 250V249H159ZM165 249L163 248V250H161V251H164ZM180 250H182V249H180ZM193 250H194V253L196 252L195 251V249L193 248ZM193 250H190V251H192L193 252ZM197 250V249H196ZM204 250H203V252H204ZM234 250H238L237 248L235 249L234 248ZM242 250V249H241ZM243 250H245V248L243 249ZM242 250V251H243ZM49 251H54L53 252V254H49L48 252ZM107 251V252H106ZM158 251V250H157ZM160 251V252H161ZM185 251V250H184ZM211 251H212V249H211ZM213 251H215V250H213ZM150 252V251H149ZM183 252V251H182ZM203 252H200V254L201 253H203ZM216 252H217V249H216ZM216 252H215V255H216ZM158 253V252H157ZM167 253V252H166ZM194 253H191V252H189V253H187L186 252V256H187V254L189 255H192V254H194ZM197 253V252H196ZM197 253V254H198ZM213 253V252H212ZM211 253V254H212ZM148 255V256H145V258H144V255ZM156 256H155V255ZM179 254H176V255H179ZM200 254H198V255H200ZM214 254V253H213ZM221 254V253H220ZM219 254V255H220ZM238 254V253H237ZM48 255H50V256H48ZM181 255V254H180ZM235 255H236V253H235ZM164 256H166L167 257V254L166 255H164ZM184 256V255H183ZM182 256V258H185V256L183 257ZM238 256H239V254H238ZM260 256H263L262 257V259H261V257ZM146 257H147V259H146ZM165 257V258H166ZM180 256H178V258L176 257L175 259H178V262L179 261H181V260H184V259H181V257L179 258ZM190 257V256H189ZM189 257H188V259H189ZM199 257V256H198ZM208 257V256H207ZM206 257V258H207ZM211 257V256H210ZM215 256L214 255H212V257L211 258H214ZM217 257V256H216ZM222 257H220L221 259H223ZM191 258V257H190ZM196 258V257H195ZM210 258V259H211ZM231 258H232V256H231ZM242 258L240 259V260H242ZM155 259V260H154ZM225 259V258H224ZM223 259V260H224ZM238 259H239V257H238ZM163 261H164V259H162ZM166 260H167V258H166ZM165 260V261H166ZM171 260V261H172ZM185 260H186V258H185ZM184 260V261H185ZM191 260H192V258H191ZM200 260V259H199ZM211 260H213V259H211ZM211 260H204L205 262L206 261H211ZM214 260H215V258H214ZM164 261V262H165ZM188 261V260H187ZM193 261H194V259H193ZM228 261H229V259H228ZM242 261H245V260H242ZM241 261V262H242ZM264 261V260H263ZM137 262V263H136ZM168 262V261H167ZM166 262V263H167ZM173 262V261H172ZM177 262V263H178ZM186 262V261H185ZM189 262V261H188ZM187 262V263H188ZM195 262H196V259H195ZM205 262H203V263H205ZM211 262H213V261H211ZM211 262L209 263V262H207V263H209V264H211ZM232 262H234V260L232 261ZM237 262V261H236ZM239 262V261H238ZM170 264H171V262H169ZM181 263H182V261H181ZM184 263V262H183ZM182 263V264H183ZM202 263V264H203ZM224 263H225V261H224ZM253 263V262H252ZM251 263V264H252ZM165 264V263H164ZM186 264V263H185ZM190 264V263H189ZM206 264V263H205ZM220 264H221V261H220ZM223 264V263H222ZM231 264V263H230ZM237 264H241V263H237ZM245 264V263H244ZM247 264V263H246ZM253 264H255V260H254V263Z\"/></svg>",
	"mask_w": 264,
	"mask_h": 264
},
{
	"label": "water",
	"instance_id": "95a60500",
	"mask_svg": "<svg viewBox=\"0 0 264 264\" xmlns=\"http://www.w3.org/2000/svg\"><path fill=\"white\" fill-rule=\"evenodd\" d=\"M38 3L40 5H43V6L49 5L47 2H41L40 1ZM205 3H206L205 0H201V1L199 0V2H198V4H200L201 6H204ZM51 5L55 6L56 8H59L58 5H56L55 3H52ZM0 7L14 11V12H17V13H20V14H23V15L28 16V17L35 18L37 20H40V21H43V22H46V23H49V24H52L55 26L62 27L64 29H67V30H70V31H73V32H76V33H79V34H82L85 36H89L91 38L100 40L102 42L111 44L113 46H116V47H119V48H122L125 50L135 52L137 54H141V55L150 57V58L155 59L157 61H161V62L170 64V65L176 66L178 68L187 70L189 72L199 74L201 76H204V77L216 80L218 82H222V83L228 84L230 86H233V87H236V88H239V89H242V90H245V91H248V92H251V93H254V94H257V95L264 97V89H262V88H259V87H256V86H253L250 84H246L244 82H240L238 80H234L232 78H228L226 76H222L220 74H216L214 72H210L208 70L198 68L196 66H193V65H190V64L178 61V60H174L172 58H168V57L160 55V54H156L154 52H150L148 50H145V49H142V48H139V47L118 41V40H115L113 38H109L107 36L79 28V27L74 26L72 24H68V23L50 18L48 16H44L42 14L32 12L30 10H26V9L21 8L19 6L8 4V3L3 2L1 0H0ZM196 85L200 86V84H196Z\"/></svg>",
	"mask_w": 264,
	"mask_h": 264
}]
</instances>
